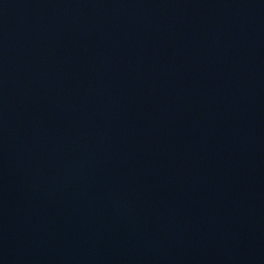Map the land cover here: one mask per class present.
<instances>
[{"label":"water","instance_id":"water-1","mask_svg":"<svg viewBox=\"0 0 264 264\" xmlns=\"http://www.w3.org/2000/svg\"><path fill=\"white\" fill-rule=\"evenodd\" d=\"M0 264H264V0H0Z\"/></svg>","mask_w":264,"mask_h":264}]
</instances>
